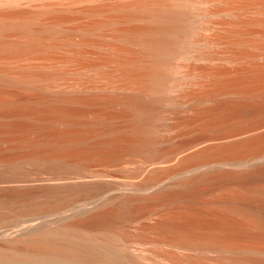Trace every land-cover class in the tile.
Instances as JSON below:
<instances>
[{
  "label": "bare ground",
  "instance_id": "bare-ground-1",
  "mask_svg": "<svg viewBox=\"0 0 264 264\" xmlns=\"http://www.w3.org/2000/svg\"><path fill=\"white\" fill-rule=\"evenodd\" d=\"M258 161L264 0H0V264H264L244 214L197 236L162 234L169 208L144 234L118 229L169 196L157 186ZM112 163L143 173L111 192L120 207L98 169Z\"/></svg>",
  "mask_w": 264,
  "mask_h": 264
},
{
  "label": "rangeland",
  "instance_id": "rangeland-1",
  "mask_svg": "<svg viewBox=\"0 0 264 264\" xmlns=\"http://www.w3.org/2000/svg\"><path fill=\"white\" fill-rule=\"evenodd\" d=\"M255 60L257 59L253 61ZM94 107L101 110H115L111 105L104 102ZM189 147L190 145L184 146L181 152ZM168 163L170 162L156 164L166 165ZM98 169L112 174L106 177L103 184L106 194L110 195L109 204H118L121 201L113 197L111 192L119 193L124 191V186L140 183L143 177V173H138L136 164L112 163L100 166ZM168 184L157 186L149 190V192H153L156 196L159 193H166L169 196L157 198L153 195L143 196L145 201L155 199L153 205L157 201L154 212L148 213L146 211L148 209H145L137 212L139 214L132 218L123 216L124 221L118 226V229L126 233L139 232L144 234L147 232L143 229L144 226L147 223H154L159 215L164 214L165 210L169 208L165 218L171 220L172 224L167 228H163L162 222L160 224L162 234L168 235L170 233L168 230H171L189 236H197L202 232H211L217 227L216 222L218 221H223L234 215L244 214L252 221L253 231L256 234L259 233L261 237L264 235V161H258L256 164L249 166L244 173H231L221 169L213 170L207 168L198 179L190 181L187 175H182L178 177L177 181ZM230 190H238L240 192L233 194ZM240 194L249 199V206L241 207L236 204V201L229 202L226 199L230 195L239 196ZM175 204L179 206L173 208ZM121 205V203L118 204L119 207ZM139 246H150V243L144 241ZM158 246L163 249L175 250L178 253H191L195 252L193 247L200 246V242L184 245L178 242L165 241L159 243ZM185 246L192 249L186 250ZM197 254L206 261H213L219 255L218 252H210L205 249H201ZM247 254L250 261L255 260L254 257L259 256L258 251H249ZM258 260L264 261L263 258ZM221 261H224V259Z\"/></svg>",
  "mask_w": 264,
  "mask_h": 264
}]
</instances>
